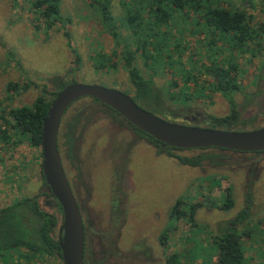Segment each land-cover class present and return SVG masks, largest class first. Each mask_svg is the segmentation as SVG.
<instances>
[{
    "label": "rangeland",
    "instance_id": "374dc122",
    "mask_svg": "<svg viewBox=\"0 0 264 264\" xmlns=\"http://www.w3.org/2000/svg\"><path fill=\"white\" fill-rule=\"evenodd\" d=\"M260 1L252 0L251 6L237 0H219L222 6L245 10L253 27L264 26V6ZM17 2L0 0V113L10 107L31 105L38 95L52 88L50 79L56 76L64 80L73 76L77 82L134 93L117 55L119 47L103 28L90 0H64L61 5V13L70 19L65 29L80 56L79 65L71 73L74 56L66 45L61 25L57 24L48 33L34 30L27 0ZM112 12L119 18L118 0L112 3ZM125 35L122 40L127 41ZM261 36L264 41V31ZM203 37L202 34L186 35L187 49L181 55L184 68L199 80L201 93L196 92L192 81L184 87L182 74L177 69L163 63L146 65L140 52L135 54L136 65L145 77L152 78L159 92L167 109L162 115L166 119L204 126L205 114L229 113L227 98L212 90V74H207L203 67L210 65L213 57L218 60L223 57L226 61L228 54L209 55ZM99 54L109 61H105L106 67L96 69L93 62ZM262 55L244 54L236 58L237 80L242 92L234 98L242 116L254 118L247 129L264 125V109L261 110L264 94L260 92L261 97H257L260 103H254L250 96L249 104L242 105L243 93L258 91L264 84V78L256 79ZM113 62L115 67H107ZM10 81L24 89L8 91ZM91 101L98 108L90 107ZM84 106L88 108L78 126L73 152L61 146L63 166L86 228L84 264H165L175 253L180 264H216V250L207 230L220 221L238 220V213L247 206L250 214L244 224L249 235L242 237L244 254L250 264H264V152L229 151L225 163L219 165H181L174 157L158 153L151 143L138 139L134 129L111 115L109 107L90 97L79 99L66 110L63 126ZM39 150L27 140L17 146L0 143V208L16 199L39 195L44 209L56 211L52 199L43 194L47 190L39 173ZM197 152L188 149L179 154ZM227 186L231 187L234 203L224 209L223 190ZM178 198L201 204L195 215L196 227L191 228L186 219L170 218V208ZM57 216L58 231L62 215L57 212ZM195 230L200 231L198 240L193 234ZM164 232L167 238L161 242ZM192 249H197L199 257L189 253ZM0 264H61V261L22 248L0 255Z\"/></svg>",
    "mask_w": 264,
    "mask_h": 264
},
{
    "label": "trees",
    "instance_id": "16d2710c",
    "mask_svg": "<svg viewBox=\"0 0 264 264\" xmlns=\"http://www.w3.org/2000/svg\"><path fill=\"white\" fill-rule=\"evenodd\" d=\"M63 1L27 0V3L32 13L31 24L34 30H43V32L48 33L57 24L61 25L66 45L74 56L72 60L74 65L70 68L71 73L79 65L80 56L71 45L69 31L65 29V25L70 22V19L61 13ZM113 1L90 0V3L96 9L103 28L119 47L117 55H119L123 67L127 71L129 81L134 88V93L131 96L138 105L159 116H162L167 110L161 101L158 90L154 87L152 78L145 77L136 65L135 54L137 51L140 52L146 65H149V63L153 65L163 63L169 68L177 69L182 74L184 87H187V84L192 81L196 84V92L201 93L202 87L199 80H196L192 73L184 68L181 55L187 49L186 35L202 34L204 36L203 45L208 49L206 52L209 55L218 54L220 57L223 52H226L229 57L226 61L223 57L219 60L213 57L210 65L203 66L207 74H212V90L224 95L230 105L229 113L226 115L205 114L204 127L246 130L252 126L254 118H244L240 111V105L234 98L236 93L242 92L237 80L238 63L236 58L244 54L253 56L263 54L264 57V41L261 36L264 31L263 24L253 27L250 20H248L250 16H247L245 10L233 8L232 6H222L219 0H118L121 9L119 18L112 12ZM237 1L253 6L252 0ZM13 2L18 3L17 0H13ZM260 3L264 6V0H261ZM124 34H126L127 41L122 40ZM129 42L135 45V49L131 47ZM9 53L10 57L13 58V52L10 51ZM97 57L98 60L95 58L93 62L94 67L96 69L106 67L105 61L108 58L102 54ZM107 67H115L114 62L108 64ZM263 77L264 58L259 76L256 79ZM75 81L76 79L73 76L68 80H64L61 76L53 77L50 79L52 88L38 95L31 105L10 107L7 111H2L0 113V143L17 146L23 140H27L31 146L40 148L39 156L42 161V121L47 115L50 102L58 91L65 85ZM20 89H24V87L11 81L7 83V90L10 92H19ZM243 95L245 102L242 105L249 104L250 98L248 97L250 94L243 93ZM90 99L98 101L94 98ZM91 103L90 107L98 108L94 102L91 101ZM86 108L88 107L84 106L77 109L68 118L64 126L62 118L58 131L60 155L61 146L63 145L66 146L69 152H73L76 132L81 120L85 119ZM111 115L119 120L121 124L134 129L137 136L151 143L158 153L174 157L181 165L202 166L205 163L219 165L226 161V152H229V150L215 147L199 148L195 149L198 151L196 154L182 155L179 152L184 149L161 143L133 126L114 110H112ZM262 152L253 153L260 154ZM39 173L47 190L43 194L52 199L56 211L51 212L44 209L39 203V195L25 196L1 207L0 255L23 248L33 254L56 257L63 264L58 243V231L56 230L57 212L62 215V209L57 200L51 196L49 187L45 183L41 162ZM216 181L219 185V180L216 179ZM223 198L222 208H231L234 200L230 186L223 190ZM248 199H251V193H249ZM200 205L198 202L192 203L178 198L171 206L169 216L174 220L186 219L191 228L196 227L198 224L195 215ZM249 211V206H247L238 213V220L234 218L233 221L229 222L220 221L210 230H207V236L213 241L216 250V264H250L244 254L241 242L243 236L249 235L246 228L247 224H244L248 221ZM85 230L84 224V232ZM199 232L195 230L193 233L196 236L195 240H198L197 233ZM166 236V232L161 235V242L167 238ZM187 239L190 240V237ZM208 251L207 249V256H210ZM189 253L194 258L200 255L197 253V249H192ZM165 264H180V258L175 253L166 260Z\"/></svg>",
    "mask_w": 264,
    "mask_h": 264
},
{
    "label": "water",
    "instance_id": "95a60500",
    "mask_svg": "<svg viewBox=\"0 0 264 264\" xmlns=\"http://www.w3.org/2000/svg\"><path fill=\"white\" fill-rule=\"evenodd\" d=\"M90 97L161 143L179 149L221 148L237 152L264 151V125L246 130L188 125L168 120L138 105L127 92L101 84L72 82L50 102L41 128V169L45 183L62 209L58 243L63 264H83V218L58 149V131L66 110L77 100Z\"/></svg>",
    "mask_w": 264,
    "mask_h": 264
},
{
    "label": "flooded vegetation",
    "instance_id": "af4514ba",
    "mask_svg": "<svg viewBox=\"0 0 264 264\" xmlns=\"http://www.w3.org/2000/svg\"><path fill=\"white\" fill-rule=\"evenodd\" d=\"M264 78V77H263ZM263 78H260V79H263ZM259 79H257V81H258ZM261 85V84H260ZM257 86H259L258 85V82H257V84H256V87ZM262 86V88L260 89V90H258V91H253V92H248V94H250V96H251V98H252V100H254L253 102L254 103H260L261 101H258L257 100V97H261V95L260 96H258L259 95V93L261 92L262 94H264V84H262L261 85ZM258 89V88H257ZM262 90V91H261ZM250 96L248 97V98H250ZM262 98H264V95H262ZM263 104H264V102H263ZM262 109H264V108H261V110ZM259 110V109H258ZM127 126V125H126ZM130 128V127H129ZM132 130V129H131ZM135 134H136V132H135ZM137 135V134H136ZM137 138L138 139H140L138 136H137ZM144 140V139H143ZM148 142V141H147ZM233 152V151H232ZM235 152H237V151H235ZM264 152V151H263ZM250 153H253V152H250ZM63 163V162H62ZM64 167V166H63ZM65 170V169H64ZM66 173V172H65ZM67 176V175H66ZM69 183H70V181H69ZM70 186H71V184H70ZM71 188H72V186H71ZM73 190V189H72ZM74 193V192H73ZM75 195V194H74ZM76 198V197H75ZM77 200V199H76ZM80 207V206H79ZM80 209V208H79ZM80 212H81V210H80ZM82 215V214H81ZM59 230V229H58ZM85 233V232H84ZM84 247H85V245H84ZM83 261H84V256H83Z\"/></svg>",
    "mask_w": 264,
    "mask_h": 264
}]
</instances>
